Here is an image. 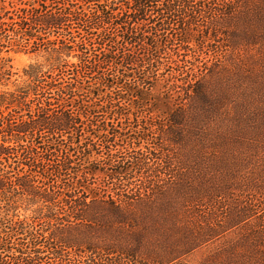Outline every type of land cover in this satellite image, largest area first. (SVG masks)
<instances>
[{
	"label": "trees",
	"instance_id": "obj_1",
	"mask_svg": "<svg viewBox=\"0 0 264 264\" xmlns=\"http://www.w3.org/2000/svg\"><path fill=\"white\" fill-rule=\"evenodd\" d=\"M18 54L37 60L20 72ZM170 69L177 99L152 96L158 72ZM146 112L159 123L135 121L143 133L127 147L157 131L179 157L113 153L116 128L102 117ZM102 151L105 170L93 165ZM148 160L164 161L167 180L180 178L187 211L169 213L168 245L146 249L142 263L139 248L118 239L142 218L129 222L115 205L151 198H108L116 217L103 226L83 206L89 196L98 203V176L128 187ZM64 217L89 224L62 227ZM105 230L113 242L99 240ZM197 254L202 264H264V0H0V264L82 255L90 264H185Z\"/></svg>",
	"mask_w": 264,
	"mask_h": 264
},
{
	"label": "rangeland",
	"instance_id": "obj_2",
	"mask_svg": "<svg viewBox=\"0 0 264 264\" xmlns=\"http://www.w3.org/2000/svg\"><path fill=\"white\" fill-rule=\"evenodd\" d=\"M174 34H172L171 36H173ZM170 36V37H171ZM167 52H163L165 54L162 55V59L164 62L166 61H170V52L168 50H166ZM192 53V52H189ZM139 57H143V55H140ZM37 60V58L33 57V56H29V55H24V54H18V55H14L13 56V64L14 67L16 68V70L18 71H22L23 68H25L26 66L30 65L31 63L35 62ZM74 62H76V59L73 60ZM190 68V67H188ZM161 82L160 83H156L157 87L151 91L153 93L152 96H159L161 98H167L170 97L171 99L176 100L177 99V91L178 89H171V85H172V81L173 79H170V74L174 73L173 70H161L158 72ZM167 78H169V81H165ZM70 81V80H69ZM94 83V79L91 80ZM68 84V83H67ZM90 83L86 84V86H89ZM82 94V93H80ZM82 98V97H81ZM91 104V103H90ZM147 114V112L145 113V115ZM99 115H103L102 113H100ZM102 122L103 120L106 121L105 124L107 123L109 127H112V125H114V128H116L114 130L115 135H117V137H112L110 136L109 138H112L113 140H115L114 143L115 146H112L113 149V153H117L121 152V155H119L118 158H120V160H124L123 158L126 157L125 159H127V157H131V156H138L139 154H149V152L154 153V154H159V156L161 158H168V160L172 157H179L178 153L179 150H177L176 148H174L171 145H167V144H161V137L159 136V133L157 131H150L149 133V137H148V141L149 142H143L141 143L140 147H137L135 145L133 146H129L127 147V143L131 142V140L133 139V137H136L139 135V133H143V130H141L140 128H138L137 126L135 127L136 122H140L142 124L144 123H155L157 121V123H159V118L156 115H149L147 114L145 118L142 117V115L136 119V114L134 116V114H129L127 115L125 118L123 119H117L114 123H109V121L106 120L107 117H102ZM136 121V122H135ZM130 122L131 126L127 127L128 123ZM161 122V121H160ZM135 123V124H134ZM118 124V125H117ZM127 124V125H125ZM134 124V125H133ZM102 125V124H101ZM119 134V135H118ZM83 136V139L89 138L92 140L90 133L87 132H82V134H79ZM63 139H67V135H65ZM94 142H97L98 144H100V141H98V139H95ZM125 147H127L125 149ZM148 148L147 149L145 148ZM106 152L102 151L101 154L99 155V160L94 161L93 165L94 168L96 169H101V170H105L106 167L105 165H103V161L106 158ZM100 161V162H99ZM148 171L147 173L144 174V176H141L142 174L140 173H136L135 171L132 172L130 175H128V177L130 178V183H125V184H130L128 187H130V189L132 188L133 191L137 192V194H128L125 190H127V186H120L118 185L117 187L119 189H114L112 186L114 185V183H112V181H109L106 177L103 178L104 176H98L96 182L101 183V185L94 187V185L91 183L90 185H92V188L94 187L95 189H97L98 193V200L94 201V202H98L96 204L92 203V199H90L88 197L87 199V204L90 205L89 208H85L86 206H83V210L87 211L88 216L91 217H95V218H100V221H97V224H99L100 226H103L104 223L111 221L112 218L116 217L114 214L113 209H107L106 207H108L107 204H105L104 202H109L108 198H113L115 199V201H117V198L120 197L121 195H139V193H143L140 194L142 196H146L151 198V200L146 199V201H152L150 203H154L152 205L146 206V205H131L129 206L128 204L124 203V202H118L115 205V208H118L119 210H124L125 212H130L128 214H130L131 216V221L129 220V222H134L135 220L139 219V218H145L146 215L148 214H152L153 218L152 219H146V222L144 224V222L142 223V219L139 222V224L141 225H131L129 227H122L125 228L127 230H129V234H121V236H118V239L120 241L121 246H126L127 248H134V247H138L139 248V258L141 259V257H145L146 254V249L147 251L154 249L157 252L162 251V247L167 246V235L163 232H165L164 228L166 229H171L173 228L174 224L173 220L169 217V213L173 212V213H185L187 210L186 206L183 204V194H180V192H178L177 186L180 182V178L174 180V179H169L166 175V173H168L169 170H167L166 172V168L164 165V161L162 163V161H151L148 160ZM81 164V163H80ZM115 169L117 168L116 166L118 165L117 163H115ZM130 167V164H128ZM127 165V167H128ZM122 166V165H120ZM124 166V165H123ZM174 167L171 169V171L176 170L177 166L173 165ZM89 167L88 165L79 167L81 170L86 171ZM178 169V168H177ZM144 172V171H143ZM179 172V170H176L175 173L177 174ZM155 174H158L159 177H156ZM181 174V170L178 173V176ZM146 177V178H145ZM165 180V181H164ZM90 182V181H89ZM93 182V181H91ZM146 182H151V189L152 191L149 192H144L146 190H144V188H148V183ZM174 182V183H172ZM116 183L119 184V182L117 181ZM170 183V185L168 184ZM98 185V184H97ZM102 186V188L100 187ZM101 188V189H100ZM138 188V189H137ZM150 190V189H149ZM125 191V192H124ZM148 191V190H147ZM145 193V194H144ZM68 194H72V193H68ZM76 194H79L78 192H76ZM84 194V193H83ZM78 197H74V199L76 200ZM109 204V203H108ZM130 204H134L133 202H130ZM183 204V205H182ZM87 205V206H88ZM92 205V206H91ZM81 207H78L77 209H80ZM123 211V212H124ZM146 213V214H145ZM68 218V217H67ZM67 218H62L59 223H63L64 226L62 225V227H74L75 229H81V230H86L85 227L82 226H87V222H79V221H75V222H70L69 219ZM89 220V219H88ZM161 227H163L161 229ZM99 231H102L100 229L99 226L97 227ZM108 233L107 230H105V232H103V237H100L99 240L105 241V242H113L115 239L109 235H106ZM141 235V236H145V238L141 241H137V239H135V235ZM141 243V245L139 244ZM149 253H152V251H150ZM83 256V255H82ZM76 257V256H72V260L69 262H64L63 264H90L91 261L87 260V258L84 257ZM107 259V258H106ZM145 259L142 258L141 261L142 263H145L144 261ZM203 261V257L199 254H197L196 256L192 257V258H186V260L184 259V263L185 264H202ZM118 262H119V258H118ZM96 263L98 264H109L108 262H104V261H100ZM148 263V262H147ZM113 264H116V262H114ZM119 264H127L125 260H122L121 262H119ZM130 264V263H129Z\"/></svg>",
	"mask_w": 264,
	"mask_h": 264
}]
</instances>
